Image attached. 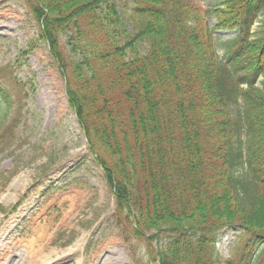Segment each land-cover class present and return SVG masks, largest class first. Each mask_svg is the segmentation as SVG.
<instances>
[{
    "label": "trees",
    "instance_id": "16d2710c",
    "mask_svg": "<svg viewBox=\"0 0 264 264\" xmlns=\"http://www.w3.org/2000/svg\"><path fill=\"white\" fill-rule=\"evenodd\" d=\"M29 1L39 38L14 66L43 41L67 75L66 100L115 198L111 216L148 246L147 263L264 264V23L253 32L264 0L210 10L199 0ZM222 31L234 36L220 60ZM24 119L0 81V155L15 157L0 182L34 137ZM231 227L244 233L236 262L215 253Z\"/></svg>",
    "mask_w": 264,
    "mask_h": 264
},
{
    "label": "rangeland",
    "instance_id": "374dc122",
    "mask_svg": "<svg viewBox=\"0 0 264 264\" xmlns=\"http://www.w3.org/2000/svg\"><path fill=\"white\" fill-rule=\"evenodd\" d=\"M222 1L199 0L204 10ZM262 23L264 15L253 32ZM209 24L215 26V20ZM38 35L29 0H0V81L23 109L24 134H34L24 144L18 172L8 183L0 182V207L5 211L0 212V264H149L148 246L133 236L127 223L119 226L111 216L115 198L66 100L67 75L60 73L48 47L39 41V48L25 57L26 64L14 66ZM214 36L223 60L221 44L234 33ZM13 167L15 157L0 155V175L9 177ZM244 167L238 168L239 174ZM214 246L220 260L236 262L244 233L238 227L224 229Z\"/></svg>",
    "mask_w": 264,
    "mask_h": 264
}]
</instances>
